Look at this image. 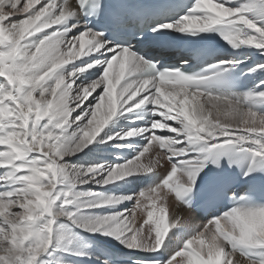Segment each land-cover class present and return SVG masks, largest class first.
I'll return each instance as SVG.
<instances>
[{"label": "snow or ice", "instance_id": "6c2138e0", "mask_svg": "<svg viewBox=\"0 0 264 264\" xmlns=\"http://www.w3.org/2000/svg\"><path fill=\"white\" fill-rule=\"evenodd\" d=\"M0 264H264V0H0Z\"/></svg>", "mask_w": 264, "mask_h": 264}]
</instances>
